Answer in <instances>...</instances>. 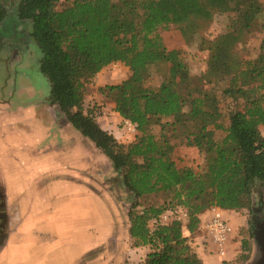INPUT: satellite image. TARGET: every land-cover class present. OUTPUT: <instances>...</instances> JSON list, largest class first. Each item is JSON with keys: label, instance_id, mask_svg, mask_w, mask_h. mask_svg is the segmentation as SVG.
<instances>
[{"label": "trees", "instance_id": "1", "mask_svg": "<svg viewBox=\"0 0 264 264\" xmlns=\"http://www.w3.org/2000/svg\"><path fill=\"white\" fill-rule=\"evenodd\" d=\"M58 4L64 8L57 10ZM219 13L231 14L229 29L200 42L206 68L193 75L160 32L177 27L190 43ZM259 15L264 18L258 0H18L10 16L0 0V42L10 36L7 19L28 23L39 72L49 84L47 102L100 151L132 196L131 248L148 249L137 264H201L194 241L203 235L199 216L211 208L251 213L253 195L264 188V20L252 24ZM260 27L256 57L231 59L238 37ZM116 63L129 76L98 93L135 126L127 145L84 106L86 85ZM153 72L160 77L156 86ZM189 147L200 155L195 165L177 154ZM160 193L169 196L164 205L140 202ZM179 212L184 220L161 221ZM246 248L242 242L239 252Z\"/></svg>", "mask_w": 264, "mask_h": 264}, {"label": "rangeland", "instance_id": "2", "mask_svg": "<svg viewBox=\"0 0 264 264\" xmlns=\"http://www.w3.org/2000/svg\"><path fill=\"white\" fill-rule=\"evenodd\" d=\"M17 1L2 0L10 16ZM258 2L264 5V0ZM62 8L63 4L56 6ZM230 17L216 14L190 43L183 42L177 27L160 34L167 48H178L191 73L197 75L205 71L207 60L200 42L226 33ZM263 20L262 15L256 16L252 24L258 26ZM7 21L10 36L0 42V100L25 110L36 100L41 104L34 106L33 118L0 117V264H137L134 258L139 251L130 252L128 237L132 196L100 151L47 102L49 84L39 72L40 54L29 37L28 23ZM261 39V27L245 32L229 50L230 58L253 60ZM128 76L122 64H111L86 85L84 94V106L99 126L124 145L136 133L98 89ZM159 82V74L153 72L152 84ZM261 132L264 136V129ZM177 154L192 165L200 160L191 147ZM258 191L252 197L251 213L221 211L223 221L234 230L231 244H247L244 254L238 252L233 261L225 258L223 264H251L255 258L252 219L264 223V188ZM168 200L167 194L160 193L140 202L164 205ZM167 216V221L172 220ZM228 250L225 246L226 254Z\"/></svg>", "mask_w": 264, "mask_h": 264}, {"label": "crops", "instance_id": "3", "mask_svg": "<svg viewBox=\"0 0 264 264\" xmlns=\"http://www.w3.org/2000/svg\"><path fill=\"white\" fill-rule=\"evenodd\" d=\"M40 104L41 103L37 102V100H36L35 105H33V106L29 105L30 109L25 110V109H23V107L22 108H20V107L16 108V106H14V104L11 102H8L6 100H0V117L5 116V115L14 116L15 114H20L21 116H27L28 118H33L35 116V107L34 106L40 105ZM43 109L45 112L46 108H43ZM224 212L232 213L231 211H224ZM209 216H210L209 211H205L204 213H202L199 216V220H200L199 228H200V230H202L204 224L209 219ZM239 221H240V219H239ZM202 232H203V230H202ZM233 232H234V230H233ZM184 235L188 236L189 233L185 232ZM194 241L199 246L197 249V252H198V258L200 259L201 264H219V259L214 254L213 246L210 244L208 246L206 244V239L204 238V232H203V235H201L199 233V236L195 237ZM227 246H228L229 250H228V253L226 254L225 258L227 260L233 261L234 259H236V256H237L238 252L240 251V249L238 247L239 245L237 242L234 244H231V242H230ZM136 251H139V253L137 254V256H135L134 259H136L137 262L139 263L144 259L145 255L148 253V249L145 247H142V248L133 249L130 252L133 254H136Z\"/></svg>", "mask_w": 264, "mask_h": 264}, {"label": "built area", "instance_id": "4", "mask_svg": "<svg viewBox=\"0 0 264 264\" xmlns=\"http://www.w3.org/2000/svg\"><path fill=\"white\" fill-rule=\"evenodd\" d=\"M64 0H58L59 3ZM128 126L135 131V126L128 123ZM210 216L207 222L203 226L204 238L206 244L213 246L214 254L218 257L221 264L226 262L225 246H227L232 240V228L222 219L221 210L218 208H211L209 210ZM172 220H184L186 218L185 212H179V214H164L161 216V221H167L168 216Z\"/></svg>", "mask_w": 264, "mask_h": 264}, {"label": "water", "instance_id": "5", "mask_svg": "<svg viewBox=\"0 0 264 264\" xmlns=\"http://www.w3.org/2000/svg\"><path fill=\"white\" fill-rule=\"evenodd\" d=\"M253 240L256 246V254L251 264H264V223L254 225Z\"/></svg>", "mask_w": 264, "mask_h": 264}, {"label": "flooded vegetation", "instance_id": "6", "mask_svg": "<svg viewBox=\"0 0 264 264\" xmlns=\"http://www.w3.org/2000/svg\"><path fill=\"white\" fill-rule=\"evenodd\" d=\"M258 221H259V220H256L255 217L252 219L253 227H254V225H256V223H259Z\"/></svg>", "mask_w": 264, "mask_h": 264}]
</instances>
